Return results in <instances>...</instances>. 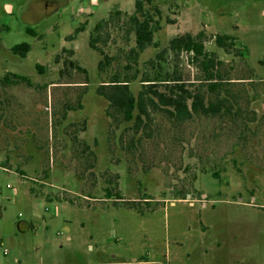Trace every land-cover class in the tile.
Instances as JSON below:
<instances>
[{
	"label": "rangeland",
	"instance_id": "obj_1",
	"mask_svg": "<svg viewBox=\"0 0 264 264\" xmlns=\"http://www.w3.org/2000/svg\"><path fill=\"white\" fill-rule=\"evenodd\" d=\"M58 1L37 20L33 0H0V81L31 84L0 82V264H264V0H155L161 30L138 57L135 0H91V15H77L90 0ZM201 32L230 112L151 110L143 132L111 129L96 90L114 78L137 95L169 76L216 101L199 63L169 50ZM23 43L25 59L11 52Z\"/></svg>",
	"mask_w": 264,
	"mask_h": 264
},
{
	"label": "trees",
	"instance_id": "obj_2",
	"mask_svg": "<svg viewBox=\"0 0 264 264\" xmlns=\"http://www.w3.org/2000/svg\"><path fill=\"white\" fill-rule=\"evenodd\" d=\"M161 19L162 11L159 5L155 4V0H135V13L130 16L129 21L136 36V51L133 52L137 57L144 53L147 48L153 46L154 36L161 30ZM84 30L83 25L75 33L78 34ZM28 32L36 36L33 30L28 29ZM204 37L203 32L198 36L186 34L176 37L170 41L169 50L175 54L185 52L192 57V60L199 63L202 72L205 74V82L208 84L206 89L209 93L217 95L216 101L206 100L200 89L192 91L180 79L170 80L169 76L158 77L156 81L149 76L144 77L137 95L132 91L129 81L114 78L108 84H101L96 90V93L108 103L106 115L111 119V129L117 122H121L122 124H132L131 128L136 134L143 132L148 128V123L151 120V110L161 109L179 122H185L195 115L209 117L224 112L229 113L227 98L219 97V93L224 89L223 79L219 71L222 63L217 60L214 53L205 49ZM232 41H235V38L229 35L216 36V45L225 51L233 44ZM90 47L98 51L94 37L90 39ZM30 50V45L23 43L14 46L11 52L25 59ZM105 60H107L106 56ZM70 64L87 74L85 69L74 62H70ZM262 64L264 65V60ZM104 65L105 63L101 61L99 68L102 69ZM37 68L42 73L43 68L40 66ZM0 82L5 86H16L21 83L31 85L26 77L12 73H8ZM159 82L167 84V86L172 83L167 87L169 93H162L156 89V84ZM214 176L218 177L216 173Z\"/></svg>",
	"mask_w": 264,
	"mask_h": 264
},
{
	"label": "crops",
	"instance_id": "obj_3",
	"mask_svg": "<svg viewBox=\"0 0 264 264\" xmlns=\"http://www.w3.org/2000/svg\"><path fill=\"white\" fill-rule=\"evenodd\" d=\"M88 3H89V1L87 2V4ZM65 4H67L66 1L61 2L58 0H33L27 14L33 15L37 20H41L42 18L50 15L56 9H58L59 7L65 5ZM94 12H92V13H94ZM92 13H89L87 15H91ZM6 27H7L6 25L0 24V32L3 29H6ZM0 43H1V41H0ZM150 263H151L150 261L140 262V264H150Z\"/></svg>",
	"mask_w": 264,
	"mask_h": 264
},
{
	"label": "built area",
	"instance_id": "obj_4",
	"mask_svg": "<svg viewBox=\"0 0 264 264\" xmlns=\"http://www.w3.org/2000/svg\"><path fill=\"white\" fill-rule=\"evenodd\" d=\"M96 8V2L95 1H90L88 5H83L77 12V15L81 14H89L95 11ZM7 254V251L5 252V255Z\"/></svg>",
	"mask_w": 264,
	"mask_h": 264
}]
</instances>
